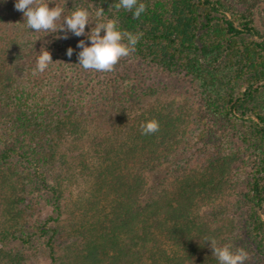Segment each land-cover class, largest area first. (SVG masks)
I'll use <instances>...</instances> for the list:
<instances>
[{"label":"trees","instance_id":"obj_1","mask_svg":"<svg viewBox=\"0 0 264 264\" xmlns=\"http://www.w3.org/2000/svg\"><path fill=\"white\" fill-rule=\"evenodd\" d=\"M47 2L87 9V30L103 8L99 22L142 32L127 60L188 78L198 106L124 79L120 63L84 70L82 49L0 0V264L39 252L51 264H219L206 238L264 264V0H141L139 19L118 0ZM43 49L59 62L33 75ZM153 119L160 130L142 135Z\"/></svg>","mask_w":264,"mask_h":264},{"label":"clouds","instance_id":"obj_2","mask_svg":"<svg viewBox=\"0 0 264 264\" xmlns=\"http://www.w3.org/2000/svg\"><path fill=\"white\" fill-rule=\"evenodd\" d=\"M47 0H16L15 9L23 13L27 28L34 33L48 32H71L77 37L87 35L91 46H87L81 40L78 47L82 51L78 54L79 66L86 71L99 73H111L116 71L117 65L124 59L130 58L136 52V45L143 36V33H132L121 30L116 19H106L99 22L104 16V9L100 8L95 12L97 23L90 33H86V26L91 25L92 14L84 8H77L70 15L65 16V8L59 5L49 7ZM112 7L117 12L121 9L132 12L135 19H139L147 11V5L141 0H118ZM63 22L61 23V20ZM101 33H104L101 35ZM67 39L68 36L57 37ZM73 49L67 50L69 57L73 54ZM59 62V61H57ZM53 62L52 54L43 49L37 57L36 67L33 75L44 73ZM141 134H155L160 130L157 120H150L141 124ZM211 247L213 256L219 264H245L249 259V254L244 249L233 251L230 245L218 246L215 238H206Z\"/></svg>","mask_w":264,"mask_h":264},{"label":"rangeland","instance_id":"obj_3","mask_svg":"<svg viewBox=\"0 0 264 264\" xmlns=\"http://www.w3.org/2000/svg\"><path fill=\"white\" fill-rule=\"evenodd\" d=\"M63 21L61 20V23ZM256 24L257 26L264 30V2L260 5V8L258 10V13L256 15ZM86 33H90L92 28L89 30L85 29ZM53 36L56 37H63L64 35L68 36V40L73 44L74 47H78V44L81 40L87 37L80 36L77 37L71 32L65 33V32H57V33H50ZM102 35V34H101ZM84 37V38H82ZM66 40V39H65ZM85 41V40H84ZM89 42V41H88ZM87 46H91V42L87 43L85 42ZM121 69L120 73L122 76H124V79H132L135 82H140L142 84H145L146 86H152V87H158L163 90V99L164 100H171L175 99L179 102H183L185 99L190 98L193 102H195L196 106L197 103V97H196V86L193 84L192 81H190L188 78L183 76H174V75H166L162 72L158 71L157 69H154L150 66L145 65L144 63L140 61H130L127 59H124L120 62ZM123 78H118L120 81ZM232 136V135H231ZM238 144L237 137L231 138L230 145L232 147L236 148L235 146ZM249 172L248 162L246 158H242L240 162L237 163L234 174H233V180L236 181L237 187L234 188L233 197L231 200L233 203L236 199V192L239 190L240 187H242V181H244V178H246L247 173ZM33 264H51L48 257L44 255V253H38L36 257L34 258Z\"/></svg>","mask_w":264,"mask_h":264}]
</instances>
